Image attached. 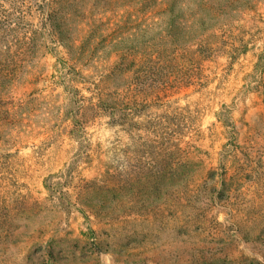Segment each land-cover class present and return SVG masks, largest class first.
<instances>
[{
	"label": "rangeland",
	"instance_id": "obj_1",
	"mask_svg": "<svg viewBox=\"0 0 264 264\" xmlns=\"http://www.w3.org/2000/svg\"><path fill=\"white\" fill-rule=\"evenodd\" d=\"M213 2L224 11L204 33L213 49L202 62L205 83L169 97L192 111L200 133L187 131L180 145L202 172L183 204H160L157 214L111 220L81 205L109 202L101 176L131 162L133 138L147 136L91 119L94 109L82 97L102 80L110 89L128 84L131 71L109 73L114 44L143 20L125 15L106 29L74 17L82 28L78 48L52 49L23 68L13 123L0 135L9 152L0 173V209L8 211L0 210V264H264V0ZM150 110L151 117L160 111Z\"/></svg>",
	"mask_w": 264,
	"mask_h": 264
},
{
	"label": "trees",
	"instance_id": "obj_2",
	"mask_svg": "<svg viewBox=\"0 0 264 264\" xmlns=\"http://www.w3.org/2000/svg\"><path fill=\"white\" fill-rule=\"evenodd\" d=\"M213 5V0H0V135L13 123L14 83L23 68L52 49L58 52L62 47L69 53L78 48L76 33L82 28L74 25V17L85 15L82 18L89 24L98 22L106 29L125 15L140 18L143 23L137 33L127 32L115 42L117 61L109 69L115 75L131 71L128 84L110 89L102 80L94 88H86L90 95L82 97L94 109L91 119L105 117L110 125L141 130L147 136L133 138L136 155L131 162L121 160L101 176L99 188L104 187L109 202L103 199L98 207L81 205L113 220L127 213L157 214L160 204H183L181 197L196 188L202 170L193 167L180 141L187 131L194 135L200 131L191 109L172 106L169 97L205 83L202 62L213 49L204 33L224 11ZM231 5L233 2L227 6ZM107 11L112 12L113 20ZM59 59L76 70L69 59ZM127 91L144 98H125ZM153 106L160 111L147 116ZM142 116L145 118L138 121ZM88 121L83 118L81 124ZM8 154L0 148V173L2 158ZM46 188L52 192L48 184ZM167 194L173 197L169 203L158 201ZM1 208L8 212L6 206Z\"/></svg>",
	"mask_w": 264,
	"mask_h": 264
}]
</instances>
